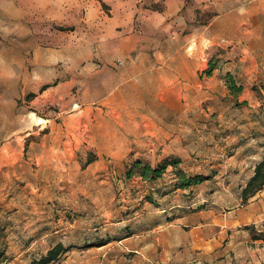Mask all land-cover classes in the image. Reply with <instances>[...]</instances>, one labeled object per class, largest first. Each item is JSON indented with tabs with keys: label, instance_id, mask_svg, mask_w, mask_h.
Masks as SVG:
<instances>
[{
	"label": "rangeland",
	"instance_id": "obj_1",
	"mask_svg": "<svg viewBox=\"0 0 264 264\" xmlns=\"http://www.w3.org/2000/svg\"><path fill=\"white\" fill-rule=\"evenodd\" d=\"M141 5L0 0V264H34L58 244L67 250L50 264H196L206 234L224 254L209 264H235L237 241L261 247L235 210L264 158V79L233 77L237 94L227 75H207L220 47L194 76L178 62L177 75L129 78L118 60L141 36ZM184 34L173 51L184 53ZM144 81L177 93L129 91ZM166 159L210 182L188 192L172 168L156 181L126 176L136 160Z\"/></svg>",
	"mask_w": 264,
	"mask_h": 264
},
{
	"label": "crops",
	"instance_id": "obj_2",
	"mask_svg": "<svg viewBox=\"0 0 264 264\" xmlns=\"http://www.w3.org/2000/svg\"><path fill=\"white\" fill-rule=\"evenodd\" d=\"M140 2L142 3L141 36L133 35L127 38L129 45L126 55L122 60H118L119 66L123 65L129 78H147V72L154 71L168 73V76L177 75L180 68L178 62L185 63L183 68L194 76L207 62L209 48L220 47L226 50L225 60L215 67L212 75L224 77L230 74L238 79L248 76L264 79V0H140ZM147 3L153 5L162 3L164 7L163 9L142 8ZM183 8H186V15L182 27H179L177 22L181 17L177 15ZM207 8L212 9V18L207 23L196 22L198 13L204 12ZM183 32H185L186 41L184 53L173 51L179 41V35H183ZM138 43H141L140 52L133 53ZM169 86L170 84L166 87L163 85L155 87L147 85L144 81L143 85L139 82L129 91L177 93L176 86L173 85L174 89ZM166 104L175 107V101ZM261 161L253 166L252 173L242 185L241 190L253 177L255 167ZM208 182L210 181L205 183ZM188 190H194V187ZM239 201L240 207H237L235 213L240 218L236 224L239 226L255 224L257 233L253 234L256 236L264 234V188L247 204H241V197ZM204 239V245L196 244L193 247L194 252L196 250L199 255L196 264H209L210 257L216 260L224 256L221 253V247L211 245L215 238L208 237L206 234ZM253 240V243L261 247L249 249L247 245H244L247 241H237L235 249H232L235 264H264V237Z\"/></svg>",
	"mask_w": 264,
	"mask_h": 264
},
{
	"label": "trees",
	"instance_id": "obj_3",
	"mask_svg": "<svg viewBox=\"0 0 264 264\" xmlns=\"http://www.w3.org/2000/svg\"><path fill=\"white\" fill-rule=\"evenodd\" d=\"M215 67L210 66L207 71V75L211 76ZM227 84L232 91H235L237 94H240L243 91L242 86H238L232 75L228 74L226 76ZM45 88H43V91ZM93 159L89 160L87 163L90 164ZM181 161L178 159H166L160 162L156 167L151 166L150 164L143 163L141 160L134 161L127 168L126 176L128 179H131L135 176H138L142 181H156L166 174L169 168L174 170L175 176L178 179L176 185L177 189L188 190L194 186L203 184L209 179V177L200 175L196 177H189L186 173L180 169ZM264 188V158L262 161L255 167L253 177L248 181L245 188L242 190V203L246 204L252 197H254L259 191ZM67 249L62 244H58L53 247L45 257L40 261L35 262L34 264H50L55 261L62 253L66 252Z\"/></svg>",
	"mask_w": 264,
	"mask_h": 264
}]
</instances>
